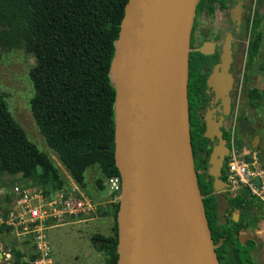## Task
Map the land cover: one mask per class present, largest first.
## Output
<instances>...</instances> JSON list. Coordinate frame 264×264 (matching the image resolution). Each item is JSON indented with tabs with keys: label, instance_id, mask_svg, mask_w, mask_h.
I'll return each instance as SVG.
<instances>
[{
	"label": "trees",
	"instance_id": "trees-1",
	"mask_svg": "<svg viewBox=\"0 0 264 264\" xmlns=\"http://www.w3.org/2000/svg\"><path fill=\"white\" fill-rule=\"evenodd\" d=\"M127 3L128 0H0V48L22 50L34 59L29 71L35 91L30 111L39 131L79 187H84L85 171L98 166L99 192L105 179L119 177L114 163L115 89L111 69ZM256 42L250 56L257 52ZM187 96L191 152L207 226L212 237L222 240L218 249L228 253L239 241L232 235L233 227L222 225L223 219L218 217L213 179L207 173L212 144L203 136V111L197 115L188 89ZM3 174L31 178L40 188L64 186L52 161L27 139L0 95V178ZM5 201L11 205L12 199L6 197ZM111 208L115 237L107 238L100 247L95 240L101 237H93L92 241L98 252L106 251L105 264H118L119 204ZM10 230L0 225V235ZM10 245L7 249L13 264H27L20 251ZM32 258L30 255L28 259ZM229 260L231 264L241 263V250L230 254Z\"/></svg>",
	"mask_w": 264,
	"mask_h": 264
},
{
	"label": "water",
	"instance_id": "water-1",
	"mask_svg": "<svg viewBox=\"0 0 264 264\" xmlns=\"http://www.w3.org/2000/svg\"><path fill=\"white\" fill-rule=\"evenodd\" d=\"M197 2L128 0L120 23L111 69L114 163L122 187L116 214L118 264H219L215 249L221 240L207 226L188 124L190 36ZM181 51L186 53L182 60ZM179 93L181 139L174 119ZM256 145L257 137L252 147ZM224 156L221 145L213 148L207 171L219 217L228 207L222 192L229 185L220 180ZM253 184L259 187L256 178Z\"/></svg>",
	"mask_w": 264,
	"mask_h": 264
},
{
	"label": "flooded vegetation",
	"instance_id": "flooded-vegetation-1",
	"mask_svg": "<svg viewBox=\"0 0 264 264\" xmlns=\"http://www.w3.org/2000/svg\"><path fill=\"white\" fill-rule=\"evenodd\" d=\"M256 41L257 52L250 56ZM190 56V99L197 115L203 111V136L209 127L210 138L206 139L212 151L221 145L222 154H227L220 170V180L226 183L225 163L232 144L256 158L260 153L264 155V86L257 88L251 74L255 66L264 71V60L257 65V60L264 59V0H198L191 26ZM228 189L222 192L228 207L218 217L223 219L222 225L233 227L232 235L239 243L233 244L228 253L218 249L220 244L217 246L219 264H231L229 255L236 254L241 246L253 245L256 251L259 240L255 235L261 230L260 224L264 225V208L259 201L245 190L228 197ZM105 241L96 239L95 244L100 247ZM3 259L2 255L0 261ZM252 261L237 264H254L253 257Z\"/></svg>",
	"mask_w": 264,
	"mask_h": 264
},
{
	"label": "rangeland",
	"instance_id": "rangeland-1",
	"mask_svg": "<svg viewBox=\"0 0 264 264\" xmlns=\"http://www.w3.org/2000/svg\"><path fill=\"white\" fill-rule=\"evenodd\" d=\"M262 60L264 59L260 60L261 63L257 60V65H262ZM33 65L34 59L24 51H4L0 48V95L3 97L11 117L24 131L27 139L52 161L65 187H77L93 203L97 204L103 196L96 188V181L100 177L98 166H92L85 171L84 187H79L60 163L57 154L48 147L44 136L39 131L32 117L30 101L33 99L35 91L29 77V71ZM252 73L256 79L257 88L264 86V71L255 66ZM257 161L261 168L264 167V155L260 153ZM23 182L24 178H21L20 175L3 174L1 176L0 218L4 217L5 209L10 207L5 198L10 197L12 199L13 188L21 186ZM26 183H30V180H27ZM239 192L230 190L227 192V196L231 197ZM259 205L264 208L263 203L259 202ZM111 207L100 205V210H97L95 215L84 221H78L77 219L68 220L58 227L47 230L46 235L50 246L51 264H105L107 260L106 251L98 252L94 248L92 238L101 237L107 239L115 237L113 231L115 223L114 208ZM260 226L261 230L255 235L259 240L257 250H254L253 245L240 247L243 259H251L252 261L253 257L254 264H264V225L261 223ZM9 244L20 251L24 257L23 261L29 260L28 254L30 250L25 244V239L19 238L13 229L8 234L0 235L1 254L9 252L7 249ZM0 264H7V261L3 259Z\"/></svg>",
	"mask_w": 264,
	"mask_h": 264
},
{
	"label": "built area",
	"instance_id": "built-area-1",
	"mask_svg": "<svg viewBox=\"0 0 264 264\" xmlns=\"http://www.w3.org/2000/svg\"><path fill=\"white\" fill-rule=\"evenodd\" d=\"M248 158L252 159V164L246 163ZM263 168L255 155H250L246 150L239 151L232 144L226 166L228 190H245L264 204ZM255 178L259 187L253 184ZM27 180H30V183H26ZM121 190L120 177L105 179L103 190L100 191L103 196L96 204L77 187L64 185L60 189L50 186L40 188L31 179L24 178L21 186L13 188L11 205L4 217L0 218V225L10 227L19 238L25 239V244L30 250L28 257L33 256L31 260L26 261L27 264H51L47 230L68 220L84 221L95 215L100 205L110 207L119 204ZM2 255L7 264L13 260L9 252Z\"/></svg>",
	"mask_w": 264,
	"mask_h": 264
},
{
	"label": "bare ground",
	"instance_id": "bare-ground-1",
	"mask_svg": "<svg viewBox=\"0 0 264 264\" xmlns=\"http://www.w3.org/2000/svg\"><path fill=\"white\" fill-rule=\"evenodd\" d=\"M185 54L186 53L184 51L180 52V56H179L180 60H182L185 57ZM174 119H175L176 125L178 126V128L180 130L179 138L181 139L182 138L181 126L183 123V98H182L181 93L178 94V97H177V100L175 103Z\"/></svg>",
	"mask_w": 264,
	"mask_h": 264
},
{
	"label": "crops",
	"instance_id": "crops-1",
	"mask_svg": "<svg viewBox=\"0 0 264 264\" xmlns=\"http://www.w3.org/2000/svg\"><path fill=\"white\" fill-rule=\"evenodd\" d=\"M251 74H253V73L251 72Z\"/></svg>",
	"mask_w": 264,
	"mask_h": 264
}]
</instances>
